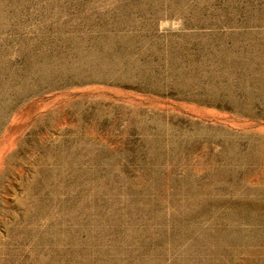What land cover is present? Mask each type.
<instances>
[{"label": "rangeland", "instance_id": "374dc122", "mask_svg": "<svg viewBox=\"0 0 264 264\" xmlns=\"http://www.w3.org/2000/svg\"><path fill=\"white\" fill-rule=\"evenodd\" d=\"M0 264H264V0H0Z\"/></svg>", "mask_w": 264, "mask_h": 264}, {"label": "clouds", "instance_id": "9594fccd", "mask_svg": "<svg viewBox=\"0 0 264 264\" xmlns=\"http://www.w3.org/2000/svg\"><path fill=\"white\" fill-rule=\"evenodd\" d=\"M180 25H179V22H177V24H176V27H179Z\"/></svg>", "mask_w": 264, "mask_h": 264}]
</instances>
